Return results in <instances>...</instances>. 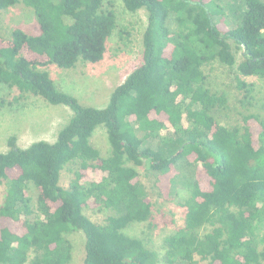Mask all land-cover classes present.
Segmentation results:
<instances>
[{
    "label": "trees",
    "instance_id": "16d2710c",
    "mask_svg": "<svg viewBox=\"0 0 264 264\" xmlns=\"http://www.w3.org/2000/svg\"><path fill=\"white\" fill-rule=\"evenodd\" d=\"M238 2L227 26L213 0H122L146 12L141 62L95 107L58 89L45 68L102 60L117 27L113 1L0 0V22L23 4L37 27L0 31V85L16 101L32 94L72 112L52 142L20 147L10 136L0 152V264H68V235L78 230L83 264H264V89L248 80H264V0ZM216 61L235 67L238 117L227 124L217 115L232 110L228 95L205 72ZM99 125L107 155L91 143ZM180 160L194 176L179 202L182 223L158 252L126 231L152 216L136 167L145 162L167 198ZM64 169L72 173L65 187Z\"/></svg>",
    "mask_w": 264,
    "mask_h": 264
},
{
    "label": "rangeland",
    "instance_id": "374dc122",
    "mask_svg": "<svg viewBox=\"0 0 264 264\" xmlns=\"http://www.w3.org/2000/svg\"><path fill=\"white\" fill-rule=\"evenodd\" d=\"M112 1L117 16V27L107 39L102 60L95 63L78 62L72 68H60L55 64L45 68L55 86L76 97L81 104L104 106L111 91L141 62L142 38L147 24L146 12L144 9L130 12L124 8L122 0ZM213 1L222 7L227 26H233L238 20V0ZM169 24L171 27L174 26L171 18ZM16 26L26 31H37L32 10L23 4L8 8L1 14L0 31L3 36L8 37L10 30ZM240 59V52H237L236 62ZM234 70L235 67L229 68L217 61L205 68L211 88L224 90L229 98L232 110L228 111L227 115H217L223 124L233 122L238 117L234 112L239 107V92L234 81ZM248 80L253 81L257 88L264 89V80L257 77H249ZM15 96L14 89L0 85V100L5 101L0 107V152L8 150L7 141L10 136H15L16 144L20 147H26L37 140L52 142L72 114L67 106L50 104L40 96L29 94L17 101L14 100ZM91 143L102 155L108 154L109 142L103 125L96 127ZM136 168L140 183L152 202V216L150 222L134 223L126 231L131 235L147 238L154 249L162 252L163 237L182 223L183 214L179 202L188 193L194 176V165L185 160H180L176 164L175 172L171 173L175 176L168 185L170 194L167 198L162 196L158 188L159 184L166 186L165 182L161 183L160 180L157 184L156 175L149 170L145 162ZM71 176V171L64 169L61 172L60 184L65 187ZM2 190L3 187L0 185V192ZM84 211L92 219L99 220L101 213L93 211L92 208ZM68 238L72 243V257L68 264H83V232L81 230L72 232Z\"/></svg>",
    "mask_w": 264,
    "mask_h": 264
}]
</instances>
